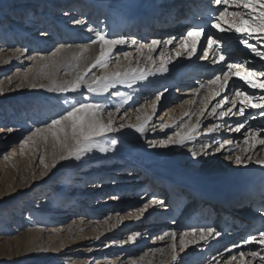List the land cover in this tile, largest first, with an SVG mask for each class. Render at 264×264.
Returning <instances> with one entry per match:
<instances>
[{
	"label": "bare ground",
	"instance_id": "obj_1",
	"mask_svg": "<svg viewBox=\"0 0 264 264\" xmlns=\"http://www.w3.org/2000/svg\"><path fill=\"white\" fill-rule=\"evenodd\" d=\"M155 4L156 0H0V20L2 15L5 16L7 12L12 9L11 7L17 8L22 6V12L25 13V16L22 18L23 21H19L18 24L15 18L16 14L10 18L9 25H11V30L0 23V34L4 31L6 32V35H2L4 38L3 42L11 41L12 44H17L16 46L26 43V45H29V48H31H28V51L32 53L39 52L44 55L46 52L44 49H49L54 42L57 43V46L61 43H86L88 37L91 35L86 30L88 26L105 30L115 36H123L128 41L135 39L139 41V43H145L150 42L153 38H179L181 33L187 31L194 23L200 24L207 17L215 15L212 10L217 7L215 4H210L209 0H163L157 5ZM42 5L44 7H42ZM34 7L36 11L31 12L30 9ZM198 9L201 13L206 12L207 17L203 14L194 16L193 13ZM52 11H54V13ZM65 12L69 15L65 16ZM34 13L36 15H34ZM37 15H41L44 19L40 20L41 17L37 18ZM30 17H33L32 26H28L30 24L28 22ZM51 17L54 19L50 20ZM75 19L84 20L85 24L76 25L73 23ZM41 31L47 32L48 35L42 36ZM212 31L214 32L215 30ZM216 34L223 35L228 39V44H230L231 47L230 49L226 48V50L233 59L244 62L245 58L248 57L251 60V64H246V66L264 69V61L257 62L258 58L251 56L246 49L238 45L235 33ZM252 42L255 43V41ZM11 43L7 45H11ZM177 43H179L178 40L174 42L173 45L169 46L168 49H163V45H161L154 53H149L146 48L138 51V45H132L131 43L117 46L113 51L109 66L107 68L97 67L93 69L92 73L89 75V79H91L93 75L100 76L104 73L115 71L117 69V59L120 62L119 67L122 71L129 67H139L155 71L154 66L150 64L147 59L150 55L155 58V65H159L160 63L162 50L165 58L171 57L172 62L168 65L169 72L167 74L149 76L148 80L139 82L132 88L118 84L115 88L109 89V92L104 95L89 94L93 101H98L104 105L105 112H115V108L117 106L120 107V112L116 114L115 119L117 126L121 123L138 124L140 121L137 120V116L142 117L144 114L151 115L152 104L158 103L157 112L153 115V119L147 127L144 138H141L139 134L135 133L132 129L126 128L121 132L112 134L113 138H115L118 143L111 152L102 153L98 150H93L86 154L80 162H76L75 160L71 162H61L58 163L55 168H50L48 170L44 167L37 176L35 169L29 172L28 170H26V172L22 170V175L15 178V180V174H13L11 180L9 176L6 175L4 177L3 193L0 197V212L4 210L12 211L16 205L23 203L24 199L33 192L34 196L37 193L44 192L48 188L49 183L64 172H68V176H71L72 172L78 169V176H86L89 175V173H87L90 172L89 170L94 172L96 167L105 166L110 170L130 169V172H125L123 176L119 177L129 179L124 181L127 186L125 189L126 191L131 189L130 192L135 191L134 193H139L147 190L143 202H146L148 198H150L149 201L153 200V198L163 200V198L160 197L162 193L166 194L164 196L167 197L168 200V202L166 200L164 206L151 204L143 217L138 218V213L136 212L135 216L131 219H122L119 224L120 233L124 232L126 235V233L130 232L129 230L139 233L143 231L145 235L144 239H146L149 233L151 238L160 231L161 226L162 228L163 226H169L171 231L175 230L178 233V241L179 233L185 231L190 232V229L193 227L206 228L214 226L222 233V235L216 239L209 238L208 244L201 242L200 244L190 245L185 252L179 253L176 264H216L213 257H216L217 260L220 259L219 253L224 252L223 247L226 242L223 241L225 238H227V243L229 239L238 238L239 236L244 239L247 235L255 233L258 229L264 227V167H260L255 162L258 157L264 158V150H262V146L257 145L256 150H250L247 154L252 156L251 160H246L245 164L241 165H237L234 162L235 155H244L241 151V149L246 147L243 143L244 129L237 133L227 128H222L220 134L215 137L217 140H222L224 138L232 139L234 143L230 147L235 150L234 152L213 153L207 156L203 155V153L200 152L199 145L211 139L205 136L203 131L197 136L196 141L186 144L185 147L169 146L168 148H160L150 147L149 145V141L155 140L158 142L161 139H167V136L172 135L174 131L177 130L175 126L162 129V124H171L173 121H188L189 115H186V113H195L202 107L200 100L203 96L207 95V90L201 89L200 95L197 96L194 93V89L199 88L200 84L205 83L206 79L211 77L214 71L220 68V65H214L210 61H197L195 57L188 59L187 53L183 52V50H181V56L176 57L175 50ZM204 43L206 45V41ZM4 47V45L0 46V49L2 48L1 52L4 51ZM69 51L70 53H75L78 49L73 47ZM125 52L130 54L128 59L124 58L123 53ZM47 54L46 57L50 56V51ZM98 54L99 46L93 45L91 49L84 54L81 68L93 62L95 56ZM20 57V53L14 52L12 60H18ZM39 57L41 56L39 55L34 59L35 62L33 67L36 70L44 64V61H41ZM4 59L6 60L7 58L5 57ZM65 71L66 67L61 66L58 74L63 73V76L60 77V81L72 79V76L65 75ZM48 83L49 80L44 81L45 85ZM237 84L242 86V89L249 93H261L260 89L248 88L242 81H237ZM164 88H167L168 91L163 95L160 102H156L155 94L157 91H163ZM117 91L125 95H130L133 99L127 104H124L120 99L114 98L113 94ZM41 93V95H47L46 93ZM228 94L231 97L232 94ZM166 97L167 100L162 106L164 111L161 113V116H158L160 114L159 106ZM60 98V103L55 104V106L60 107L61 110V108L66 107V105L62 102L63 97ZM67 98L69 100H81L82 96L79 93H74L68 94ZM179 100L182 101V103L180 105H175ZM190 100H195V103H187V101ZM214 103L215 101H212L209 104V111ZM230 106V104L226 105V107ZM237 106L239 107L238 102ZM137 108H140V112L136 111ZM257 111L260 110L249 108L246 110V114ZM125 112H127L126 116H124ZM121 116H124V118L120 119ZM105 119H107L106 115ZM202 119L205 126L220 122L215 117L205 116ZM243 119L244 117L233 115L224 118L228 125H234L237 121ZM191 120L192 122L195 121L194 115L191 116ZM247 127L264 129V117L257 116L255 119H248ZM100 143L107 146L103 140H101ZM213 147H215V144ZM189 148L198 152V156L195 159L189 152ZM52 150L54 151L50 152L47 163L49 165H51L53 159L60 154V149L54 147L53 143ZM229 155L232 156V159L225 158ZM112 156L114 158H112ZM111 158L114 159V161H111ZM103 168L97 170L94 175H100ZM32 171H34L33 175ZM41 173H45V175L41 177ZM166 177H171V179L174 180L173 184L165 180L168 179ZM86 178L88 177H85V179ZM160 180H165L166 182ZM157 182L166 183L174 187V192H171V196H168L167 194H169V192L162 188L160 183ZM91 183L92 182L86 184L83 189H90L93 191L92 188L94 187L93 183ZM107 186H113V188L107 189L106 196L109 194L118 196L121 184H117V186L116 184H110ZM242 186L246 189V193L240 195ZM73 189H75V186L71 188V191H73ZM70 193L72 192L63 190L59 197L52 201L51 204L47 202L46 204L40 205L42 210L45 208L47 211L42 212L47 215L54 210V202L63 203L68 206L61 211L63 214L59 217L60 220L71 218L72 215H75V212H72L73 208L71 207L73 203L71 202L72 198L69 196ZM216 193L227 194V199H220L219 195ZM182 195L185 196V199H188L187 202H192L193 205L189 207L188 210L186 209V217H183L185 209L182 211V220L185 219L184 221H180L181 216L174 220L176 210L181 204H184V201L180 198ZM83 199L84 198L73 197V200L80 201L86 208L87 203H84ZM91 201H93V199ZM113 201L118 200L115 199L111 202ZM125 207H127V205H113L110 211L112 213L114 209H116V211L121 212ZM33 208L34 207H32V209ZM256 208L260 209L259 213L256 211ZM28 211L29 210H27V212ZM120 216L124 218V215ZM190 217L191 220L197 217L195 224L194 221L193 223L187 221ZM163 218L168 219L169 222L162 224ZM211 220H214V223ZM39 221L40 217L30 220V226H32L34 230H32L28 236L29 238H27L25 242L24 249L29 245V241L31 240H36V243L42 240ZM41 221L43 222L44 218ZM77 221L78 224H76L74 228H76V230L79 228L78 231H81L80 233L82 234L84 233L85 227L92 226V222L86 220L84 217L77 219ZM134 222L135 224L133 225ZM108 227L109 226H106L104 233H99L98 239L95 237L93 238L90 243L91 246L95 247L97 244V246L107 245L105 241L109 237L108 231L110 229L107 230ZM234 228H237L238 231L233 230ZM71 233L72 231L69 229L66 236H70ZM90 234L96 236L98 233L94 232L92 229ZM60 237H63V235H60ZM84 237L86 236L83 234V238ZM128 237L125 236V241H123V244H125V242L127 244L124 245L128 247V249H126L127 251L130 252L129 249H131V253H139L140 251L147 252L145 248H141L143 246L138 238L134 241H130ZM185 239H191V236L189 235L185 237ZM13 241L14 244L11 246L12 249L8 248L9 254H0V264H37V262H39L37 259H29L27 257H23L22 259L20 257L21 248H18V238H15ZM90 241V239L86 240V242ZM159 241H157L160 243L159 247L156 248V250L149 251L152 253L150 256L145 254V252L144 255L133 260L132 263L174 264L171 259L172 251L169 247L172 243L171 239L165 238ZM221 244L222 246H220ZM7 245L9 246L10 244ZM54 245L55 244H53L52 247V256H54L57 251ZM255 245L258 244H251V246ZM118 246H121V243L118 244ZM258 246V252H264V249H262L260 245ZM108 247L109 246L97 251L103 252L102 254L105 255L110 251ZM231 247L232 246L229 248ZM239 250L240 249H233L232 254L235 255ZM243 250L251 251L255 250V248L248 246ZM14 252L15 254L13 255L12 253ZM96 252L94 256L97 255ZM224 255L227 256L228 253L224 252ZM145 256H147V258L142 261ZM14 259L17 261H13ZM246 259L252 260L251 257H246ZM229 264H231V262H229ZM252 264H259V260H253Z\"/></svg>",
	"mask_w": 264,
	"mask_h": 264
},
{
	"label": "snow or ice",
	"instance_id": "obj_2",
	"mask_svg": "<svg viewBox=\"0 0 264 264\" xmlns=\"http://www.w3.org/2000/svg\"><path fill=\"white\" fill-rule=\"evenodd\" d=\"M210 4H215L217 7L212 11L215 15L207 17V13H201L199 9L193 15L203 14L207 18L200 24H193L188 28L186 34L177 37H168L166 39L153 38L150 42L139 43L133 39L128 41L123 36H115L109 32L87 27V32L91 35L86 43L72 44L61 43L53 51L50 56H41L39 59L44 61L43 68L38 76H44L49 80L45 84H32L31 88L44 89L49 93H55L58 97H63V104L66 107L60 111L47 116L43 121L39 122L35 128L29 131V134L20 141V147L23 148L30 144H35L36 141L42 140L47 143L49 139L54 147L60 149L58 157L53 159L51 165L45 164L44 156L40 157V163L45 169L55 168L58 163L71 162L75 160L80 162L82 158L92 152L98 150L102 153L111 152L117 145L118 141L113 138L114 133L121 132L128 128L139 134L141 138L145 137L147 127L153 119V115L157 112L158 103L152 104V114H144L142 117L137 116L138 124L121 123L118 126L115 123L116 114L120 112V107L115 108V112H105V107L98 101H93L89 94L104 95L109 92V89L115 88L118 84L128 88H132L135 84L148 80L149 76L157 74L164 75L169 72L168 65L172 62L171 57L165 58L163 50L161 52L160 63L155 65V58L149 56L148 62L152 64L155 71L152 69L132 68L120 70L119 60L117 59V69L111 73H104L100 76L93 75L89 79L92 70L99 68H107L112 58L113 51L117 46H122L131 43L138 45V51L147 49L149 53H154L163 45V49H168L177 40L175 56H181L183 52L187 53V58L202 61H210L212 64L220 65V68L214 71V74L207 78L205 83L200 84V87L194 89L195 95L199 96L201 89L207 90V95L200 100L202 107L197 112L188 114V121H173L171 124H162L161 128L173 127L177 129L172 135L167 136V139H161L158 142L155 140L149 141L150 147L168 148L169 146L185 147L186 144L196 141L197 136L203 134L210 137L207 142L200 143V152L207 156L213 153L234 152L230 146L233 145L232 139L224 138L222 140L215 139L216 135L220 134L222 128H227L233 132H241L244 129L243 143L245 148L241 149L244 155H235L234 162L237 165L245 164L246 160H251L252 156L247 155L250 150H256L257 145L262 146L264 150V129L247 127L248 119H255L257 116L264 117V69H257L250 65V58L246 57L244 62L233 59L226 48L230 49L228 39L221 34H236V40L239 46L258 58L257 62L264 61V0H209ZM65 16L69 15L67 12ZM76 25H84L85 21L75 19ZM210 25V27H209ZM212 30H215L214 32ZM42 36L48 35L47 32L41 31ZM230 38V37H229ZM206 41V45L205 42ZM252 41H255L253 43ZM93 45L99 46V54L95 56L94 61L81 68V63L84 59V54L91 49ZM75 47L78 49L75 53H70V49ZM27 49H16V52L21 55ZM199 53H202L200 55ZM124 58L128 59L129 53H123ZM50 61V63H49ZM131 63V61H130ZM139 63V62H137ZM61 66L66 67L65 75L72 76L69 80H58V73ZM237 81H242L251 89H260L261 93H249L242 89V86L237 84ZM168 91L164 88L163 91H157L155 101L160 102L163 95ZM79 93L82 96L81 100L67 98L68 94ZM228 93H231V97ZM3 94V89H0V95ZM114 98L120 99L122 103L127 104L133 99L130 95H125L119 91L115 92ZM219 98V99H217ZM212 104L211 110H208L209 104ZM239 103V107L237 106ZM189 104H194L195 100L187 101ZM230 104V107H226ZM257 109L260 111L246 114L247 109ZM235 109V111H234ZM140 112V108L136 109ZM105 115L107 119H105ZM127 112L124 113V116ZM195 116V121L192 122L191 116ZM233 116L244 117L243 120L237 121L234 125H228L224 118ZM121 116L120 119H123ZM207 117H215L219 123H211L204 125L203 119ZM0 131L11 133L13 128H0ZM103 140L107 146L100 143ZM215 144V147L213 145ZM189 152L195 159L198 152L189 148ZM226 159H232V156H226ZM260 167H264V158H257L255 161ZM45 173H41L43 177ZM110 199H119L118 196L112 195ZM151 204H159L164 206L163 200H153L144 203L142 207L136 209L138 218L143 217L148 211ZM141 234L135 232L129 235L128 239L134 241ZM177 235L175 230L164 231L159 239L164 240L170 238L172 243L169 245L172 251V261L174 264L178 261L177 255ZM191 236V239L186 240L185 237ZM222 233L215 227H193L190 232L179 233V250L185 252L190 245L208 244L209 238L216 239ZM258 244L264 249V227L258 229L255 233L249 234L241 243L234 244L231 248L226 247L224 252H220V259L213 257L216 264H252L253 260H259V264H264V252L256 250L245 251L243 245ZM233 249H240L237 254L233 255ZM202 250V249H201ZM251 257L252 260L246 259Z\"/></svg>",
	"mask_w": 264,
	"mask_h": 264
},
{
	"label": "rangeland",
	"instance_id": "obj_3",
	"mask_svg": "<svg viewBox=\"0 0 264 264\" xmlns=\"http://www.w3.org/2000/svg\"><path fill=\"white\" fill-rule=\"evenodd\" d=\"M162 1L163 0H156L155 5ZM42 7L44 6L42 5ZM11 8L12 9H10L5 16H1L0 20V23H2L3 26H6L10 30L11 25H9V20L12 16H15L16 14L15 18L17 24L19 21H23L22 18L25 16V13L22 12V6ZM30 11L35 12L36 8L34 7L30 9ZM52 12L54 13V11ZM34 15L36 14L34 13ZM41 15H37L36 17L40 18ZM32 18L30 17V19L28 20V22L30 23L28 26H32ZM43 19L44 18L41 17L40 20ZM51 19L53 20L54 18L51 17L50 20ZM184 33H186V31L182 32L181 35H184ZM2 35H6V32L4 31L2 34H0V46H5L3 48V52H1L2 48L0 49V89H3V94L0 95V128L6 129L11 127L13 128V131L11 133L7 131H0V197L3 193V183L5 179L4 177L6 175H8L9 179L11 180V178H13V174H15V180V178L22 175V170H24L25 172L26 170H28L29 172L35 169V173L37 176L39 172L44 168V165L40 163V157L44 156L45 164L48 163L49 154L50 152L54 151L52 150V141L50 139L47 143H44L42 140L38 139L35 144H30L23 148L20 147V141L25 136H27L29 134V131L35 128L39 122L43 121L47 116L60 111V107H56L55 104H58L61 101V98L58 97L55 93H49L46 90L30 87V85L32 84H44V81L48 80L44 76H38V73L41 72L43 65L40 66L37 70L34 69V59H36V57H38L39 55L46 57L49 51L51 53V51H53L55 47H57V43L54 42L49 49H44L46 50L44 55L40 54L39 52L32 53L28 51L29 45H26V43H22L21 45L18 44V46H16L17 44H12L11 41L3 42L4 38L2 37ZM10 43L11 45H7ZM17 48L21 50L27 49V51L24 52V54L21 55L18 60L13 61L12 55L14 54V52H16ZM200 55H202V53H200ZM5 57L7 58L6 60L4 59ZM196 60L200 61L199 59ZM62 76L63 73L58 74V80ZM41 92L46 93L47 95H41ZM166 100L167 97L161 102L159 106L160 114L158 116L162 115L161 113L164 111L162 106ZM181 103L182 101L179 100V102L175 105H180ZM112 158L114 157L112 156ZM112 158L111 161H114V159ZM103 167H96L94 172L89 170L90 172H87L89 173V175L86 176H78V169H75L74 172H72L71 176H68V172H64L59 177L54 178V180L49 183L48 188L44 192L37 193L35 196L33 192L30 196H27L24 199L23 203L16 205L12 211L4 210L0 212V254H9L8 248H11L12 244H14L13 240L15 238H18V248H21L20 257L22 259L23 257H27L29 259H37L39 261L37 262V264H135L132 263V261L141 257V255H144L146 251H140L139 253H131V249H129L130 252L127 251L126 249H128V247L124 246L127 245L126 242L125 244H123V241H125V236L128 237L135 232L129 230L130 232L126 233V235L124 232L120 233L121 230L119 224L121 223L122 219L129 220L134 217L135 213L137 212L136 209L142 207L144 203L149 202L150 198H148L146 202H143L145 197L144 195L147 193V190L141 191L139 193H134L135 191L130 192L131 189H129L128 191L125 190L127 186L124 181H127L129 179L123 177L120 178L119 176H123V173L125 172H130V169L110 170L105 166ZM101 168L103 169L101 170L100 175H94L96 171L100 170ZM33 172L34 171H32V175ZM85 177L88 178L85 179ZM166 178L168 179L165 180L173 184L174 180H172L171 177ZM165 180L160 181L164 182ZM89 182L93 183V191H91L90 189H83L85 188L86 184H89ZM110 184H116V186L117 184H121V186L119 187L120 193L118 194L119 199H116L118 201L111 202L113 200L109 198L110 196H112L111 194L106 196V193L108 191L107 189L113 188V186H107ZM74 186L75 189L71 191V188ZM243 189L244 187L242 186L240 192ZM63 190L72 192L69 196L72 198L71 202L73 203V205L71 208H73L72 212H75V215H72L71 218L60 220L59 217L63 214V212L61 211H63V209H66L68 205L56 202H54V210L47 215L44 214L42 211H47L45 208L44 210H42L40 208V205L46 204L47 202L51 204L52 201L59 197L60 193ZM80 192H82L83 194ZM216 194L219 195L220 199H227L228 196L227 194ZM73 197L84 198L83 200L84 203H87V207L85 208L84 204L80 201L73 200ZM92 199L93 201H91ZM182 201H184V204H181V206H179L176 210L174 220L175 218L181 216V221L182 211L186 209V205L188 208L192 204V202H187L188 199H183ZM117 204L125 206L127 205V207L123 208L121 212H118L116 211V209H114V211L111 213L110 210L113 208V205ZM32 207L34 208L32 209ZM27 210L29 211L27 212ZM185 211L186 210H184L183 212V217H186ZM256 211L259 213L260 209L256 208ZM120 215H124V218H121ZM39 217L42 240L39 243H36V240L29 241V239V245H27V247L24 249L25 242L27 241V238H29L28 236L30 235L31 231L34 230V228L30 226V220L35 218L38 219ZM82 217L92 222V226L85 227L83 233L87 238H83V234L80 233L81 231H78L79 228H77V230L76 228H74L76 224H78L77 219ZM43 218L44 221L42 222L41 220ZM196 219L191 220L190 217L187 221L192 223L194 221L195 224ZM166 222H169V220L163 218L162 224ZM212 222L214 223V221ZM134 224L135 222L133 223V225ZM106 226L110 227H108L107 229H110L108 231L109 237L105 241L107 245L97 246V244L95 247L91 246L90 243L92 242L93 238L95 237L98 239L99 233H104V231L106 230ZM160 228V231H158L151 238V235L149 233L146 239H144L145 235L143 231V233L141 232V235L137 237L142 243L143 247L141 248H145L147 250L145 254H148V256L152 254L149 252L150 250H156V248L159 247L160 243H158L157 241H161L159 237L163 234V232L171 231L169 226H163V228L161 226ZM69 229L72 231V233L70 234V236H66ZM92 229L94 230V232L98 233L96 236L90 234V231ZM233 230L238 231L237 228H234ZM60 235H63V237H60ZM240 238L241 236H239L238 238H231L228 240V243L227 238H225L223 242L226 243H224L223 248H229L236 243L242 244L243 238ZM88 239H90L91 241L86 242V240ZM52 243L55 244L54 247L56 246L57 249L54 256H52ZM120 243L121 246H118V244ZM176 243L177 255L179 256V241L176 240ZM7 244L10 245L8 246ZM107 246H109L108 249L110 250L107 254L103 255V252L97 251L100 249H105ZM220 246H222V244ZM248 246L255 248L256 251L259 250L258 245L251 246V244L244 245L243 249L247 248ZM95 252L97 254L96 256H94ZM12 254L14 255L15 252ZM146 258L147 256H145L142 261H144ZM13 261L17 260L14 259Z\"/></svg>",
	"mask_w": 264,
	"mask_h": 264
}]
</instances>
